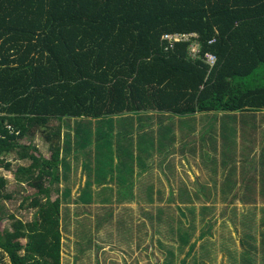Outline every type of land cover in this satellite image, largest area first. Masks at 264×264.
<instances>
[{
    "label": "trees",
    "instance_id": "16d2710c",
    "mask_svg": "<svg viewBox=\"0 0 264 264\" xmlns=\"http://www.w3.org/2000/svg\"><path fill=\"white\" fill-rule=\"evenodd\" d=\"M176 33L193 36L172 45L162 39ZM193 41L196 54L188 49ZM207 53L215 55L213 65ZM259 110L264 0H0V169L10 168L6 154L29 160L15 169V179L36 190L30 205L38 207V219L16 220L0 233V264L4 256L9 264L61 263L60 200L50 194L60 178L64 120L117 116L123 128L129 114ZM36 134L49 157L33 142ZM6 182L0 173V196ZM255 182L250 177L246 189ZM181 191L179 202L193 204L188 190ZM248 221L257 225L250 232ZM243 224L240 262L259 236L264 241V205L258 218L250 213ZM206 246L200 243L201 250Z\"/></svg>",
    "mask_w": 264,
    "mask_h": 264
},
{
    "label": "rangeland",
    "instance_id": "374dc122",
    "mask_svg": "<svg viewBox=\"0 0 264 264\" xmlns=\"http://www.w3.org/2000/svg\"><path fill=\"white\" fill-rule=\"evenodd\" d=\"M231 115L234 122L227 120L223 123L226 118L215 112L202 113L200 120L196 115L161 116L150 112L145 120L127 123L123 128L118 117L109 118L111 124L109 119L64 120L60 140V178L59 183L52 185L50 194L51 200L56 196L60 200V264H249L239 260L240 253L245 250L241 237L247 226L243 221L250 213L261 215L264 185L258 182L256 189L253 187L255 203L242 200L245 198L246 175L254 171L250 162H243L248 157L241 156L240 148L245 144L241 146L239 138L234 139L238 146L226 150L217 149L220 147L217 144L215 150L212 145L211 150L206 146L208 139L223 144L228 142L224 135L219 139L223 125L234 126L233 130L238 131L239 127L244 128L243 125L255 124L249 119L241 124V117L243 120L249 115L261 118L262 123L256 128L260 135L264 131V110ZM150 125L155 132L161 129L163 149L171 148L166 155L160 150L159 163L151 162L154 167L167 166L166 171L161 169L162 175L158 169L153 171V177L152 171L141 167L150 165V157L140 155L137 150L139 158L132 149L138 145L136 138L144 137L143 146L149 141L155 142L150 139L151 135L154 136ZM225 129L224 126L222 132ZM101 131H104L103 136ZM182 131L187 146H195L193 154L196 159H183L185 163L176 167L179 166L175 161L176 145L179 146ZM37 135L33 136V142L42 155L49 157L47 143ZM242 140L245 142V137ZM22 141L27 142L29 138ZM256 142L252 151L258 156H253L261 158V138H256ZM181 146L185 143L181 142ZM4 157L10 162V168L0 169L7 180L0 196V233L11 230L16 220L29 223L38 219V207L30 205L36 190L15 179V169L26 166L29 160H15L11 153ZM166 158L173 163L164 162ZM232 165L236 167L233 172ZM95 180L103 182L96 184ZM44 184L48 185V181ZM185 187L193 204L184 205L178 200ZM38 198L41 202L45 200L44 196ZM248 223V232L257 226ZM261 229L264 230V226ZM186 232L191 238L184 245ZM21 241L24 243L25 239ZM194 241L209 244L201 252L203 260L200 256L199 260L192 257L190 245ZM234 248L237 251H233ZM232 251L237 262L231 258ZM247 254L246 257H254ZM9 263L8 257L4 256V264ZM252 264H258V260L255 258Z\"/></svg>",
    "mask_w": 264,
    "mask_h": 264
},
{
    "label": "crops",
    "instance_id": "0c3cea01",
    "mask_svg": "<svg viewBox=\"0 0 264 264\" xmlns=\"http://www.w3.org/2000/svg\"><path fill=\"white\" fill-rule=\"evenodd\" d=\"M202 113H205V112H201V113H196V114H193V115H196L197 116V120H200L201 118H202ZM215 113H217L218 114V116H223L224 118H226L225 120L222 118V120H224L225 122H223V123H226V121L227 120H229L230 122L229 123H231V122H234V119L231 117L232 115H231V113H225V112H215ZM150 113H148V114H133V115H130L129 114V116H131V118H130V120H129V123H132L133 121H139V122H141V120L142 119H144L145 120V118H147V116L149 115ZM166 114H168V113H164V114H160L161 116H163V115H166ZM234 114V113H233ZM168 115H170V114H168ZM247 115V114H246ZM253 116H255V115H249L248 117H246V119H243L242 120V118L243 117H241V119H240V122H241V124H245V122H246V120L247 119H249L250 120V123L251 122H254L255 124H250L249 125V128H246V125H245V128H241V127H239L240 128V130H238V131H234L233 130V127L234 126H226V125H223V127L225 126L226 127V129L222 132V128L223 127H220V134H219V139L221 140L222 139V135H224L225 137H227L228 138V142L227 143H220V142H212V141H210L209 139L207 140L208 141V143H207V146L206 147H208L207 149H209V150H211L212 149V147H210L211 145L213 146V148H214V150L216 149L215 147L217 146V145H219L220 147H218L217 146V149H224V150H226L227 148H229V147H236V146H238L239 144L241 145V146H243V144H245V146H243V148L241 147L240 148V150H241V156H244V157H248V158H244L243 159V162L244 163H249L250 162V165H251V168H252V171H254L253 173L251 172V173H248L247 175H246V182H245V186H244V188H245V193H244V195H246V196H248V195H253L254 193V188L256 189V184L258 183V182H260L262 185H263V181H264V141H263V139H264V131H262V133L260 134V135H258L257 134V132H258V130L256 129L257 128V126L259 127V125H260V122L262 121L261 120V118H259V117H257V116H255V117H253ZM114 117H117V116H114ZM184 117V116H183ZM139 118H141V120H139ZM165 118V117H164ZM166 118H169V117H166ZM254 118H257V119H254ZM97 120V119H96ZM166 120V119H165ZM243 122V123H242ZM262 123V122H261ZM150 126H152V125H150ZM152 129H153V126H152ZM154 130V129H153ZM159 130V129H158ZM227 130H229V132H227ZM233 131V132H232ZM104 132V131H103ZM103 132L101 131L100 132V134H102V136H103ZM146 132V131H145ZM140 133L142 134V131H140ZM151 133V132H150ZM181 133V135H179V137H180V141L181 142H183V143H185V146H181V142L178 140V143H179V146H177L176 145V147H177V150H176V159H175V161H176V163H177V165H178V163H179V166H176V167H180V165H181V163H185L184 161H183V159L186 161V160H189L190 159V157H192V158H195V155L193 154V152L196 150L195 149V146H193V147H190V146H187V143H186V141L183 139V131L182 132H180ZM236 134L238 135L237 137H236ZM156 136H157V132H155V130H154V136H150V139H152V140H155V142H152V141H149V144H147V146H143V142H144V137H140V142H139V138H136V143L138 144V145H136V147H133L132 146V149H133V151H134V149H135V151L137 152V150H138V152H139V154L141 155V154H147L149 157H150V165H148V166H146V165H144V166H142L141 165V167L143 168V170H149V171H152V174H151V176L153 177V171H156L157 169L161 172V175H162V171L164 170V171H166V168H167V166L166 167H163L162 168V166L161 167H159V166H153L152 164H151V162H154V163H159V157H158V155H159V153H160V150L162 151V154H167V152L171 149V148H169V150H167V151H165L163 148V144H164V142L162 141V145L160 146L159 145V141L157 140L158 139V136H157V138H156ZM182 137V138H181ZM243 137H245V142H243V140H242V138ZM143 138V139H142ZM156 138V139H155ZM236 138H239L240 140H241V142L238 144V145H236V142L234 141V139H236ZM256 138L258 139V138H261V140H262V147H263V153H262V157L261 158H259V157H256L255 158V156H253L254 154H256L257 156H258V153L256 152V153H254V151H252V148L255 146V144L257 143L256 142ZM133 139H135V138H133ZM217 144V145H216ZM138 152H137V154H138ZM137 155V157H139L140 155ZM184 157V158H183ZM139 158H141V157H139ZM251 158V159H250ZM154 159V160H153ZM196 159V158H195ZM93 160H95V159H93ZM93 160L90 162V163H92L93 162ZM164 162H167V163H173V161L172 162H169V160H168V158H166L165 160H164ZM139 163V162H138ZM153 163V164H154ZM230 163H231V161H230ZM229 163V164H230ZM234 163V162H233ZM140 164V163H139ZM84 165V164H83ZM205 165H210V164H208V163H206ZM233 166V165H232ZM231 168V167H230ZM161 169H162V171H161ZM175 169V168H174ZM176 169H178V168H176ZM232 169V172H233V170H235L236 169V167H232L231 168ZM160 175V176H161ZM141 177V176H140ZM250 177H254L255 179H256V182H255V184H254V188H253V190H250V189H246V185H249V183H248V180L250 179ZM139 180V179H138ZM94 183H96V184H101L102 182H97L96 180L95 181H93ZM124 182V181H123ZM118 183L119 184H122V182H121V179H118ZM133 185V184H132ZM85 186V185H84ZM133 187V186H132ZM149 187L150 188H152V186L151 185H149ZM186 188V187H185ZM186 190H188L187 188H186ZM188 192H189V190H188ZM127 193V192H126ZM190 193V192H189ZM84 194H87V192L86 191H84ZM181 195V194H180ZM56 197H58V196H56ZM131 199V198H130ZM129 199V200H130ZM179 199V198H178ZM249 198H242V200H248ZM255 199V198H254ZM128 200V199H127ZM146 200H151V198H147ZM263 202H264V199L262 200ZM255 217H257L258 218V216L257 215H255ZM192 244V243H191ZM199 245H200V243L199 244H197L195 247H194V249H196V253L195 252H192L191 254H192V257H193V259H194V257H195V259H197V260H199L198 258H199V256H200V258H202V256H203V254H201V252H202V250L201 249H199ZM209 245V244H208ZM214 249V248H213ZM247 252L250 254V255H253L257 260H258V264H264V241H258L255 245H253L252 247H250L248 250H247ZM246 256H249L247 253L245 254ZM254 257H244V260L245 261H254L255 260V258ZM250 258V259H249ZM251 258H253L252 260H251ZM204 260H207L206 258L204 259ZM243 260V261H244Z\"/></svg>",
    "mask_w": 264,
    "mask_h": 264
},
{
    "label": "built area",
    "instance_id": "2783aa9c",
    "mask_svg": "<svg viewBox=\"0 0 264 264\" xmlns=\"http://www.w3.org/2000/svg\"><path fill=\"white\" fill-rule=\"evenodd\" d=\"M193 34H164L162 36V39H165L168 41L169 45H172L173 42L175 41H190V37H192ZM189 52L191 54H196L198 52L197 49V43L196 41H193L190 45H189ZM206 60L210 65H213L216 61V57L214 54L211 53H207L206 54Z\"/></svg>",
    "mask_w": 264,
    "mask_h": 264
}]
</instances>
